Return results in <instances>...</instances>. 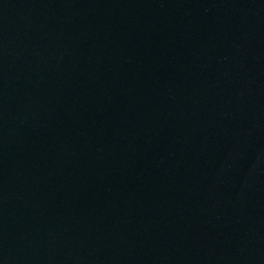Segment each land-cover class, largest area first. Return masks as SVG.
<instances>
[{
  "label": "water",
  "instance_id": "1",
  "mask_svg": "<svg viewBox=\"0 0 264 264\" xmlns=\"http://www.w3.org/2000/svg\"><path fill=\"white\" fill-rule=\"evenodd\" d=\"M264 181V0H0V264H160Z\"/></svg>",
  "mask_w": 264,
  "mask_h": 264
}]
</instances>
